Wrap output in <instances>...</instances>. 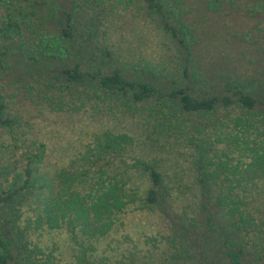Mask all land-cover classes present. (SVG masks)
<instances>
[{"label":"trees","instance_id":"trees-1","mask_svg":"<svg viewBox=\"0 0 264 264\" xmlns=\"http://www.w3.org/2000/svg\"><path fill=\"white\" fill-rule=\"evenodd\" d=\"M186 1L0 0V264H57L52 252L30 246L26 237L59 229L77 244L75 264H94L96 243L124 227L130 213L143 212H158L171 223L181 239L176 259L189 264L201 247L199 232L191 216L168 207L162 163L143 155L156 143L198 150V181L205 193L216 190L215 202L205 201L200 212L206 233L220 232L214 222L220 209L239 235L223 240L221 263L264 264V217L252 211L249 195L264 192V96L246 90L241 79L209 84L197 65L199 45L186 23ZM226 2L235 0H209L208 6L217 13ZM132 7L173 39L186 83L166 87L136 79L108 65V49L95 52L98 32L88 17ZM253 8L264 16V0H252ZM21 62L39 73L23 96L37 107L116 123L133 118L141 131L94 133L67 167L45 171L47 144L28 135L17 97L5 86L12 64ZM141 176L148 181L144 191Z\"/></svg>","mask_w":264,"mask_h":264},{"label":"rangeland","instance_id":"rangeland-1","mask_svg":"<svg viewBox=\"0 0 264 264\" xmlns=\"http://www.w3.org/2000/svg\"><path fill=\"white\" fill-rule=\"evenodd\" d=\"M208 1H186V23L199 45L197 65L204 70L210 85L222 86L227 78L241 79L246 83V90L263 97L264 86L260 82L264 79V38L259 27H264V16L254 8L251 11L252 0L226 2L217 13L210 11ZM88 21V26L98 32L93 39L95 52L105 48L113 54V61L108 62L110 67H121L131 77L166 87L174 86V81L186 83L179 48L157 21L146 17L136 7L119 8L105 17L92 13ZM14 60H19L18 56H14ZM22 67V62L12 64L5 86L10 95L17 97L16 108L27 121L28 135L47 144L45 171L67 167L85 149L94 133L111 129L135 131L134 127L141 131L133 118L116 123L91 114L56 113L37 107L23 96L27 92L26 84L40 79L39 73L35 67ZM143 155L162 163L161 170L170 189L168 207L177 214L191 216L189 218L197 225L196 231L205 235L203 238V234L198 233L201 247L189 264L205 261L220 264L225 259L221 248L223 240L236 234L232 233L220 209L214 217L220 232L206 233L205 217L200 212L205 201L215 202L216 190L205 193L198 181V150L181 143H164V147L156 143L145 149ZM138 183L142 191L148 187L143 176ZM251 192L252 211L257 217H264L263 190ZM26 217H22V221ZM26 239L30 246L52 252L57 264L76 262L77 244L66 229L31 231ZM180 242L171 223L158 212L130 213L125 217L124 227L96 243L92 260L94 264H182V260L176 259L175 245L180 246Z\"/></svg>","mask_w":264,"mask_h":264}]
</instances>
